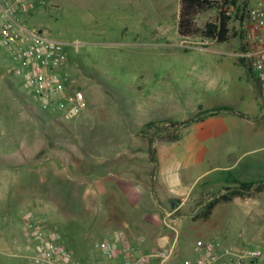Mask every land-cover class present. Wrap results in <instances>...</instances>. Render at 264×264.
<instances>
[{"label": "rangeland", "instance_id": "374dc122", "mask_svg": "<svg viewBox=\"0 0 264 264\" xmlns=\"http://www.w3.org/2000/svg\"><path fill=\"white\" fill-rule=\"evenodd\" d=\"M256 1L236 0L240 7ZM179 3L180 0H45L28 15L30 25L66 43L68 71L74 86L85 96L80 116L71 120L63 119L53 104L34 93L22 78V64L14 61L0 44V236L10 240L17 235L33 246L26 222L32 214H44L75 257H100L95 243L122 226H106L108 201L101 202L97 212L91 200L92 185L81 183L91 182L93 177L91 154L84 152V147L90 151L92 136L107 138L101 147L103 155L130 149L132 158L125 163L132 168V174L127 169L126 177L133 179L150 170L153 156L158 158L165 152L171 159L178 147L154 144L150 152L151 143H161L174 130L168 121L146 126L147 122L190 119L200 110L226 102L248 117L231 126L235 157L241 156L230 173L240 180H264V112L255 81L235 56L240 41L234 9L228 8L231 36L217 44L199 33L179 35ZM215 16L216 11L209 9L197 14L195 20L202 27ZM242 91L244 97L240 98ZM227 143L224 139L219 145ZM48 157L65 167L62 179L46 171L30 173L27 169L15 176V167L28 168ZM195 172L179 170L185 178ZM116 173L115 170L107 178L117 179ZM223 173L229 174L215 170L211 177L216 182ZM66 175L73 180L65 181ZM220 185H213L212 192L220 190ZM86 193L88 199L84 197ZM150 199L157 205L151 193ZM194 209L191 202L181 208L180 213L185 215L178 216L174 223L178 231L175 252L165 264H179L184 258L197 256V240L214 239L219 249L233 252L252 246L264 251L263 192L221 202L209 219L188 215ZM5 245L0 241V264H28L30 251L25 245ZM236 264L251 263L243 260Z\"/></svg>", "mask_w": 264, "mask_h": 264}, {"label": "crops", "instance_id": "0c3cea01", "mask_svg": "<svg viewBox=\"0 0 264 264\" xmlns=\"http://www.w3.org/2000/svg\"><path fill=\"white\" fill-rule=\"evenodd\" d=\"M241 65L248 70L252 79L255 81L256 93L261 104L260 86L257 78L245 64ZM243 97L244 91L240 94V98ZM224 106L230 107L231 109H218ZM202 111H206V113H202L200 116L198 115L191 119H162L165 121L184 123L179 126H170L168 123V126L174 130L171 136L176 134L177 137H167L161 143H151L150 147L153 149L154 144H158L159 147L168 148L167 146L175 144L178 146H175L177 150L172 153L171 159L167 157L168 153L165 152L160 154L158 158L153 156L150 170L147 171L146 169V171H143L140 177L133 176L135 177L133 179L126 177L127 169L131 170L130 174H132V168H128L125 163L127 159L132 158L130 149L124 148L115 151L112 155H103L101 147L105 145L104 140L107 138L105 137L103 140L96 135L92 136L90 151L88 149L85 151L84 147V152H90L91 154V171L93 172V177L91 182L83 180L81 183H90L92 185L91 200L95 202L94 207L99 212L103 205L101 202L108 201L109 210L104 223L107 227L116 224L126 227L129 234H131V239L139 243L141 251L146 252L149 249L156 248L160 242L165 241L168 244L174 242L176 247L178 231L174 223L178 216L185 215L180 213L181 208L187 205L188 202H191V205L195 206V209L192 213H188V215L197 217L198 212L206 201L223 192L227 186H232L222 185L223 182L221 183V181L226 182L224 184H228L231 182L229 177L232 176V178L238 179L230 173L235 168V164L241 156L235 157L234 146H232L233 141L231 142L234 131L231 126L236 125L237 121L241 118L248 119V117L239 111L233 110L229 102L220 106L209 107L199 112ZM38 132L39 129L36 133ZM224 139L228 142L227 145L220 146V141ZM108 140V143H110V139ZM2 155L0 154V156ZM218 158H225L229 161L219 163L217 161ZM83 159L82 157L81 160ZM42 161L43 159L37 160L32 165H29L28 168L22 165L15 167V176H18L19 171H22L20 174H23L27 169L29 172L31 171L30 173L34 171H46L53 174L56 178L62 179L60 177H62V172L65 170V167H59L50 157L44 158L43 163H41ZM101 167H104L105 170L101 171ZM181 169L196 170V172L193 176L185 178L179 173ZM115 170L118 172L116 173L118 174L117 179L107 178V176L114 175ZM215 170H221V172L227 171L229 174L225 175L223 173L219 180L215 182L211 177V173ZM2 171L4 170L2 169ZM65 177H63L65 181L67 179L73 180V178L67 175ZM248 179L246 178L245 180ZM218 183L221 184L220 190L216 191V193L212 192L213 185ZM113 184L116 186L115 189H113ZM150 193L157 201V205L151 203ZM259 194L256 195L259 196ZM84 197L88 199V194L86 193ZM237 198L243 197H235L231 201ZM162 201H168L170 204L166 206ZM216 205L206 219L211 217ZM134 232L139 234L136 235ZM144 232H149V236L143 234ZM6 239L5 236H0V241L5 243V246L8 247V244L15 243L16 246L25 245L31 253L30 244L23 242L21 237L14 235L12 239Z\"/></svg>", "mask_w": 264, "mask_h": 264}, {"label": "built area", "instance_id": "2783aa9c", "mask_svg": "<svg viewBox=\"0 0 264 264\" xmlns=\"http://www.w3.org/2000/svg\"><path fill=\"white\" fill-rule=\"evenodd\" d=\"M45 0H0V44L14 61L23 66L22 78L34 93L46 99L63 119L77 117L84 108V93L74 86L68 71L66 43L45 34L28 23V15ZM41 30V31H40ZM238 51L235 56L249 68L260 86L264 112V0L247 7L239 24ZM26 228L33 242L28 264H165L175 250V243L160 242L154 252L140 249L124 227L112 230L95 243L100 257L82 260L75 257L62 234L44 214H32ZM199 251L194 258H184L179 264H236L243 260L263 264L264 251L252 246L233 252L219 249L214 240H197Z\"/></svg>", "mask_w": 264, "mask_h": 264}, {"label": "trees", "instance_id": "16d2710c", "mask_svg": "<svg viewBox=\"0 0 264 264\" xmlns=\"http://www.w3.org/2000/svg\"><path fill=\"white\" fill-rule=\"evenodd\" d=\"M230 6L233 7L234 17L238 19L240 24L244 19L247 7L245 5L240 7L236 0H180L177 23L179 35L189 37L199 33L202 37L213 39L217 44L225 43L231 36V14L228 11ZM209 9L216 11L215 18L205 22L202 27L198 26L195 20L197 14ZM239 62L244 64L241 59H239ZM218 109L225 110L231 108L224 106ZM204 112L202 111L198 114L200 115ZM160 122L163 123L165 120ZM155 123L159 122H149L146 126ZM168 123L170 126H179L184 122L168 121ZM168 137L176 138L177 135H169ZM151 151L152 148H150ZM229 179H231L233 185L227 186L223 192L206 201L198 212V217H202L203 219L208 218L213 207L218 203L231 201L235 197H248L264 192V180H238L234 177L232 178V176Z\"/></svg>", "mask_w": 264, "mask_h": 264}, {"label": "water", "instance_id": "95a60500", "mask_svg": "<svg viewBox=\"0 0 264 264\" xmlns=\"http://www.w3.org/2000/svg\"><path fill=\"white\" fill-rule=\"evenodd\" d=\"M41 31V30H40ZM250 263H253L252 261Z\"/></svg>", "mask_w": 264, "mask_h": 264}]
</instances>
